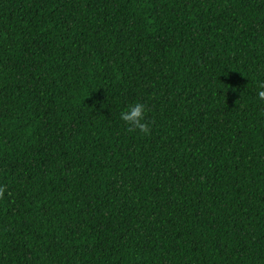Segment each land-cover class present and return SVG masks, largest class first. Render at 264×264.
Here are the masks:
<instances>
[{
	"label": "trees",
	"instance_id": "obj_1",
	"mask_svg": "<svg viewBox=\"0 0 264 264\" xmlns=\"http://www.w3.org/2000/svg\"><path fill=\"white\" fill-rule=\"evenodd\" d=\"M262 84L264 0H0V264H264Z\"/></svg>",
	"mask_w": 264,
	"mask_h": 264
},
{
	"label": "clouds",
	"instance_id": "obj_2",
	"mask_svg": "<svg viewBox=\"0 0 264 264\" xmlns=\"http://www.w3.org/2000/svg\"><path fill=\"white\" fill-rule=\"evenodd\" d=\"M261 88H264V84L261 85ZM260 99L264 100V91L258 93ZM147 107L142 103H136L130 106L127 110L120 113L121 119L128 125V131L134 132L139 130L144 134H150L151 126L150 121H148L147 116ZM6 191L5 186H0V199L4 197Z\"/></svg>",
	"mask_w": 264,
	"mask_h": 264
}]
</instances>
